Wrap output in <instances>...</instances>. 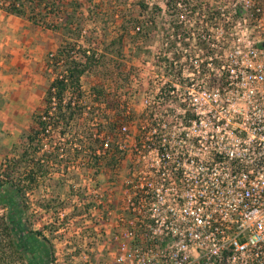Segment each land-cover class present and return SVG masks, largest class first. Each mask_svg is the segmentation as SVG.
<instances>
[{
  "label": "built area",
  "instance_id": "1",
  "mask_svg": "<svg viewBox=\"0 0 264 264\" xmlns=\"http://www.w3.org/2000/svg\"><path fill=\"white\" fill-rule=\"evenodd\" d=\"M236 4L244 34L205 37L180 81L150 85L136 118L127 104L116 149L99 132L98 156L129 157L100 264H264V0Z\"/></svg>",
  "mask_w": 264,
  "mask_h": 264
},
{
  "label": "rangeland",
  "instance_id": "2",
  "mask_svg": "<svg viewBox=\"0 0 264 264\" xmlns=\"http://www.w3.org/2000/svg\"><path fill=\"white\" fill-rule=\"evenodd\" d=\"M78 1L81 6L77 7V11L82 13L85 28L79 41L96 46L98 51L108 49L110 58L123 64L122 75L116 74L115 78L104 77L94 71L85 73L81 78L87 105L75 125L85 127V134L91 131L100 138L97 132L100 131L104 136L112 132L109 131V124L116 114V108L125 112L124 108L129 104V110L133 107V116H139L146 90L149 91L150 85L161 80L156 53L160 48L168 47L169 43L167 45V38L157 30L148 42H143L139 47L125 39L123 54L115 56L116 46L109 43L118 32L115 5L109 0ZM233 1H212L217 4L221 14L209 23L207 32H210L211 37L244 34L243 17L232 14ZM160 3L163 4V0ZM35 16L36 20L33 21L27 15L9 13L0 8V161L5 158L7 151L11 150L14 155L19 153L20 145L13 146V143L19 142L22 131L34 126L33 113L43 114L45 89L54 75L53 71L45 68L44 62L47 54L63 38L62 31L54 27L56 21L50 13L46 16L37 13ZM169 18L166 12L161 17L170 31ZM198 45L193 37L187 45L176 42L173 49L183 55L190 54L192 59L188 58V62H191L196 53L202 52ZM166 50L164 54L168 55L165 56L172 57L174 52L166 53ZM196 56L200 58L201 54ZM93 83H102L104 89L101 96L104 98H97L93 94L90 89ZM131 125L134 129L135 123ZM48 127L46 133L41 135V148L36 156L42 157L41 154L45 150H53L54 145L58 146L57 156L50 155L45 161L48 170L41 178L40 189L28 190L25 195L24 218L27 225L33 230H41L46 237L44 240L51 248V264L110 263L114 244L111 225L100 223L99 215L104 217L109 210H117L114 209V201L121 194L119 187L127 176L129 157L112 161L110 154H106L100 155L97 162L89 155L94 154V147L99 145L98 140L91 142L84 134L81 136L80 131L73 135L70 131L61 134L53 125ZM109 136L113 138L112 134ZM97 185L101 186L100 190L113 191L111 201L104 204L96 201ZM46 202L50 204L49 207H45ZM4 210L0 207V213H4ZM0 249L7 254L4 258L7 264L20 261L28 264L26 254L22 255L11 247L3 233H0Z\"/></svg>",
  "mask_w": 264,
  "mask_h": 264
},
{
  "label": "trees",
  "instance_id": "3",
  "mask_svg": "<svg viewBox=\"0 0 264 264\" xmlns=\"http://www.w3.org/2000/svg\"><path fill=\"white\" fill-rule=\"evenodd\" d=\"M63 1L0 0L1 9L9 13L27 15L33 21L36 20L37 13L44 16L50 13L56 21L54 27L63 33L61 42L47 54L44 62L45 68L53 71L54 75L45 89L46 104L43 114L33 113L34 126L22 131L19 142L13 143V146L20 145L19 153L14 155L11 150L7 151L5 158L0 161V207L5 209L4 213H0V233L8 238L11 247L20 251L22 255L26 254L28 264H47V261L51 260V248L45 241L46 237L41 230L31 229L24 218L26 211L24 198L27 191L40 189L41 178L48 170L45 161L50 155L57 156V145H54L51 151L45 150L41 154L42 157L36 156L41 148L39 144L41 135L46 133L48 126L53 125L61 134L70 131L73 135L80 131L82 132L80 135L84 134V137L91 142L97 140L100 142L101 139L94 136L93 132L89 131L85 134V127L80 128L75 125L87 105L82 93L81 78L85 73L93 71L111 78H115L116 74L122 75L123 64L115 58H110L107 54L108 49L98 51L96 46L85 45L79 41L85 29L82 13L77 11L81 3L78 0H65L64 4ZM109 1L115 5L114 14L118 16V32L109 42L116 46L115 56L123 54L125 39L131 40L139 47L143 42H148L157 30L167 38L166 43L167 45L169 43V46L160 48L155 56L162 76L160 81H163L164 76L167 79L164 85L180 81L183 69L188 66L191 68L193 65L192 62H188L186 54L177 53V50L173 49L176 42L187 45L190 38L194 37L199 46L206 53L209 52L205 38L210 36L207 29L212 19L218 18L221 14V10L212 2L213 0H163V4L160 3L161 0ZM184 9L185 12H182ZM164 12L170 17V31L161 19ZM243 12V6L236 4L234 16L242 15ZM165 50L166 53L173 51L172 57H166L165 55L168 54H164ZM124 75L122 77L127 78ZM101 85L102 83H93L90 86L97 98H104L101 96L104 89ZM115 111L116 114L114 113L115 116L109 124V131H112L110 134L113 137L110 145L114 149L118 135L117 126L125 118L124 112H120L118 108ZM42 115L45 117L43 118ZM89 146L94 147L91 144ZM93 152L94 154L90 153L89 156L94 157L93 159L98 162L99 156L95 151ZM109 154L112 161L117 156H122L119 150ZM93 163L97 164L94 161ZM49 206L50 204L46 202L45 207ZM5 256L7 254L0 249V264H7Z\"/></svg>",
  "mask_w": 264,
  "mask_h": 264
},
{
  "label": "crops",
  "instance_id": "4",
  "mask_svg": "<svg viewBox=\"0 0 264 264\" xmlns=\"http://www.w3.org/2000/svg\"><path fill=\"white\" fill-rule=\"evenodd\" d=\"M51 261H52V260L47 261V264H51Z\"/></svg>",
  "mask_w": 264,
  "mask_h": 264
}]
</instances>
